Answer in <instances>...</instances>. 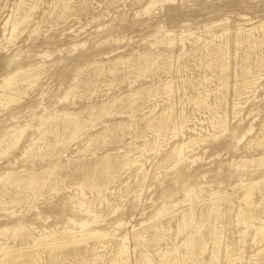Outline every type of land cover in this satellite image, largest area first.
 Masks as SVG:
<instances>
[{
	"label": "rangeland",
	"instance_id": "rangeland-1",
	"mask_svg": "<svg viewBox=\"0 0 264 264\" xmlns=\"http://www.w3.org/2000/svg\"><path fill=\"white\" fill-rule=\"evenodd\" d=\"M150 1L0 0V84H2L1 82H3L2 79L5 75L21 68H27L36 63L42 66L41 70L40 68L38 69L40 70L38 71L39 77L35 81L23 82L19 85V90L13 94L15 98L13 97L9 101L11 104L7 103L6 107L3 104L0 105V137L12 125H27L20 142L15 147L12 145L8 146L9 142L7 140L0 143V157L3 154L0 158V174L12 168L15 170L28 169V171L41 173L43 170L55 167L52 177L48 179L50 182L47 180L42 187L36 188L32 192H25L22 188L20 190L17 189L19 190L18 192L15 190L16 188H11L5 191L7 194L5 192L1 194L4 196L0 195L2 198V201L0 198V202L2 203H0V229L2 230L0 241L9 246H13V244L14 246H16L15 244L20 246L23 243L26 246L29 240L21 238V232L24 233L28 228L31 231H37V233L41 230L46 233L53 232L56 229L58 231L59 228L65 227V222L69 224L70 221L68 220L73 219L76 223H72L73 225L70 223L67 226L80 230L81 228L77 223L85 220L88 224L87 227L111 232L115 234V238L121 235L127 236L128 264H136L137 262L138 264H147L148 261L151 262L149 264H181V261L182 264H228V262L229 264L230 262L231 264H264V240L255 234L258 225L264 224V202L262 199H258V197L264 194L263 190L259 189V192L256 190L254 194L256 199H254L255 206L253 207H261V211L252 207L253 210L249 211L251 219H248V221H239L235 216L236 209L240 202H242V196L240 197V195H242L246 186L245 184L252 179L255 181L264 180V163L260 165L255 163L249 164L247 168L240 165L242 158L250 159L254 156H264V140H261L264 139V133L259 132L261 136H258V131H260L262 122L264 121V106L262 105L264 104V66L262 67L263 70L261 67L260 70L256 66L258 61H264L262 59V57L264 58V30L257 27L260 22L264 23V0H171L157 4L150 13H146L145 11L144 13L143 9L146 8L145 5H148ZM64 5H66V10ZM7 17L8 19H6ZM22 17L25 18V21L21 22L20 28L18 27L12 32L13 22ZM26 18L28 19L26 20ZM252 27L258 29L252 30L250 40L247 41L244 32L239 29L242 34L239 33L238 28L251 29ZM159 28H161V31H159ZM165 30H170L171 35L169 34L168 36H171L170 38L173 37L172 43H169L170 45H167L168 39L166 34H164ZM218 34L221 36L224 34V36L221 37ZM213 35L218 36L212 37ZM160 38L164 39L165 43ZM241 40L243 41L241 42ZM223 42L224 44L226 43L225 47H227L225 51V54L226 52L227 54H224L225 57L222 52H215L218 45ZM204 44H207L206 49H204ZM204 50H208L209 53L207 54ZM43 51L48 52L47 55L50 56L43 55ZM144 54L148 55L149 62L146 65L147 69L141 71L136 64L143 63L144 60L141 59V56ZM117 58H120V60ZM129 58L130 60H127ZM126 61L128 66L125 64ZM128 62H132V64ZM223 62H225L226 66L221 70ZM242 64H245L246 67ZM122 65H125L124 68H122ZM250 65H254L253 67L254 69L256 67V71H253L254 69ZM102 68L103 70L105 69V72H103ZM110 68L113 70L110 71ZM244 69L248 74L245 73ZM128 70L130 73L127 72ZM239 70H242L241 73ZM244 74L246 75L244 76ZM258 75L259 77H256ZM251 78L260 79L257 81V87L253 88L252 91L250 88L244 86L245 80H252ZM165 82L172 83V92H167L164 89ZM240 88L247 92L240 90ZM198 92L200 93L198 94ZM202 95H207V98ZM62 97L64 100L61 99ZM114 98L116 100L115 103L113 102ZM217 101L219 102L217 103ZM238 103L239 107L234 106L238 105ZM103 104L106 107L107 113L98 114V109ZM167 106L169 107L167 108ZM54 109L56 110L52 111ZM162 109H169V117L172 115L178 116V118L171 116L169 123L167 122L163 130L158 132L150 123L158 119L159 113L163 111ZM235 109L240 114L237 112L236 115L234 113ZM51 111L53 113L67 111L78 113L79 111L78 120H80V124H78V129L76 130L74 125H70L68 129L64 130L65 124L63 120L59 119L51 123H44L41 127H38L43 123V120H40L39 116L43 112V116L50 115L52 114L50 113ZM90 113L95 116L89 118ZM221 113L226 119L227 127L225 129L214 126V123L218 119L217 117L222 115ZM33 118H36V120ZM173 118L174 120H172ZM181 122L185 126L182 124L184 128L176 135L172 131V125L180 124ZM258 127L260 128L258 129ZM35 128L38 130H35ZM247 129H251L253 132L251 130V132H248ZM72 130L75 132L68 138ZM198 132L200 133L198 134ZM256 132L257 135L255 134ZM196 135L198 137L202 135L201 138L208 136V138L204 137L205 140L199 145H194V148L190 147L193 149L185 153L189 155L188 159L181 161V163L179 162L180 164H176L174 161H165L163 163L165 156L174 145L196 137ZM63 137L69 141L66 140V142L64 139L58 140ZM30 139L34 142L33 149L36 153L32 149L31 152L33 154L29 152L30 155L28 153V157L27 154L22 155V151L31 142ZM251 140H254V143L250 144ZM245 141L247 147H245ZM258 143L260 144L257 145ZM3 144L6 145L3 147ZM248 146L251 148L249 149ZM10 147L12 148L10 149ZM5 148L10 149L5 152L7 156L2 153V150ZM152 148H155V151ZM137 151L143 152L141 156L143 170L141 172L135 166H132L126 170H119L116 175L117 178H107V176L104 177L102 175L99 178L102 183L99 182L98 188L91 189L92 192L89 191V187L80 185L82 178H78L82 173L84 175L92 174L88 166L99 162L105 157H108L107 159L112 161L116 159L115 157L119 158V156L125 153L128 155L129 153L130 155L139 154L140 152L138 153ZM59 161L60 163H58ZM56 164L59 167L61 165V167H56ZM86 168L88 171L85 170ZM135 168L136 170H134ZM72 169H75V171ZM142 172H145L144 177H146H143L144 181L140 183L138 181L142 179V177H139L143 174ZM176 172L180 173L179 175L181 176L178 173L176 174ZM132 173H134V176H132ZM230 173L235 175L231 174V176ZM135 175L138 176L139 180ZM52 178H55L58 184L57 182H52ZM129 178L132 179L128 181ZM77 182L79 183L77 184ZM175 186L178 187L176 188ZM165 187L170 188L167 189ZM197 187L203 189L200 195H198L200 191ZM204 187L208 189L207 192ZM194 188H197V190H194ZM186 189L187 192H190V197L195 196L191 198L188 196L186 198L187 196L184 194L188 195ZM182 190L185 192H182ZM211 190L216 193H209ZM13 191L15 192L13 193ZM21 192L22 194H20ZM99 192L103 194L101 195ZM92 193L94 197L91 195ZM84 194L87 197H84ZM77 197L79 199L80 197H84L86 203H78L79 199ZM215 197H219L222 200ZM208 198H211L212 204ZM186 199H189V202ZM261 201L263 206L260 205ZM215 202L218 206L217 214H220L221 218L219 216L218 218L215 216L207 217L205 214L208 211L207 209L213 206ZM165 203L167 205L169 203H176L174 210L178 209L170 219L172 221H168L169 224L164 219L165 224L163 223V227L160 228L161 230H157L159 231L157 239H160V241L154 240L155 244L157 242V245H155L152 243V234L148 233L149 235H147L145 227L152 224L150 219L153 218V212L157 206ZM256 203L258 204L256 205ZM82 205L83 207H88L90 211L86 212L82 210ZM187 205H191L192 207L191 210L195 214L192 215L193 218H189L188 213L181 210L183 206H185L183 207L185 209L190 208ZM255 212L258 215H254ZM222 213L225 214L223 215ZM252 215L253 219L256 217L254 220H252ZM218 219L220 224H218ZM117 220L123 222L119 228L113 226V223ZM204 222L205 224L208 222L209 225L206 227ZM215 222H217L216 225ZM17 224L23 225L25 229L23 228V231H18L17 233L13 232L12 227ZM210 225H212L211 228ZM164 226L167 231L164 229ZM206 230L208 234H206ZM214 231L217 238L219 237L216 241H214L212 235ZM135 232H144L143 235L145 234L146 239L142 243L143 245L135 243L136 240L133 237L136 234ZM206 235L209 237H206ZM115 238H112L111 242L108 243L109 248L107 245L101 260L102 263L98 262L99 264H107L106 261L109 259L107 257H111L108 254H112L113 250L111 249L117 243ZM190 238L192 239L193 249L198 250L193 252V255L196 257H191L195 261L194 259L190 260V257L184 260L186 257L184 254H186L185 251ZM215 242L221 243V245ZM144 243H146V246ZM136 244H140L139 247ZM207 244L213 246L212 251V246L210 247ZM194 245L198 246L195 247ZM231 245L236 246L232 247ZM202 246L204 247V252L199 249ZM207 246L208 248H206ZM71 247L66 248L65 251L67 249L70 250ZM155 247L158 249H154ZM236 247L238 248L235 250L234 248ZM146 250H149L150 253ZM220 250L223 252L221 253ZM237 250L240 252H237ZM173 251L176 254H173ZM178 251L180 253L177 254ZM200 251L203 253H200ZM158 253L161 256H158ZM213 253L215 255L218 253L216 255L217 258L211 260ZM225 253L229 254L228 258ZM234 253L239 257H236ZM140 254H147L146 256L150 255L151 257L148 258L147 263L146 261H143L145 262L143 263L138 258L141 256ZM164 254H166L167 258ZM230 256L234 259L232 260ZM136 257L140 262L137 261ZM161 257L164 260L160 259ZM65 258L62 264L65 263L64 261H66L65 264H75L74 262H76L71 256ZM69 258H71V261ZM219 258H222L220 262ZM213 260L214 262H212ZM41 262L45 264V259L43 258Z\"/></svg>",
	"mask_w": 264,
	"mask_h": 264
},
{
	"label": "bare ground",
	"instance_id": "bare-ground-1",
	"mask_svg": "<svg viewBox=\"0 0 264 264\" xmlns=\"http://www.w3.org/2000/svg\"><path fill=\"white\" fill-rule=\"evenodd\" d=\"M67 1V0H66ZM169 1H171V0H151L149 3H148V5H145L146 6V8L145 9H143V12L145 11L146 13H150L151 11H152V9H154L155 8V6H157V4H160V3H164V2H169ZM172 1H175V0H172ZM27 2V1H26ZM21 5V4H20ZM66 5H67V3H66ZM66 5H64V7H65V10L67 9L66 8ZM69 6V5H68ZM67 6V7H68ZM26 11V10H25ZM156 11V10H155ZM144 12V13H145ZM18 13V12H17ZM61 14V13H60ZM22 16V15H21ZM27 17V16H26ZM62 17V16H61ZM6 19H8V17L6 18ZM25 18H20V19H17L16 21H14L13 22V24H12V28H11V30H12V32L13 31H15L18 27H19V25L21 24V22L22 21H25L24 20ZM28 18H26V20H27ZM6 23H7V21H6ZM214 24V23H213ZM38 27V26H37ZM240 27H241V25H240ZM258 28H262L263 30H264V23H261L260 22V24L257 26ZM20 28V27H19ZM237 28V27H236ZM258 28H254V27H252L251 29H242V28H238V30L240 29V30H242L243 32H244V36H246V38L245 39H247V41L248 40H250V36H251V34H252V30L254 31V29H258ZM6 29V28H5ZM161 28H159V31H161L160 30ZM11 30H10V34L12 33L11 32ZM46 30V29H45ZM157 30V29H156ZM163 30V29H162ZM240 30H239V33H241L240 32ZM170 30H165V33L164 34H166V36H167V39H168V44L167 45H170L171 43H172V38H170L171 36H168L169 34H170V32H169ZM159 33V32H158ZM184 33V32H183ZM221 33H223V32H221ZM225 33H226V31H225ZM157 34V33H156ZM160 34V33H159ZM182 34V33H181ZM185 34V33H184ZM217 34V33H216ZM242 34V33H241ZM14 35V34H13ZM16 35V34H15ZM171 35V34H170ZM174 35V34H173ZM218 35H220V34H218ZM218 35H213L212 37H215V36H218ZM159 36V35H158ZM221 36V35H220ZM223 36H224V34H223ZM223 36H221V37H223ZM8 37V36H7ZM154 37V36H153ZM165 37V36H164ZM237 37H239L238 35H237ZM9 38H11L10 36H9ZM8 38V39H9ZM184 38V37H183ZM198 38V37H197ZM242 38H243V36H242ZM241 38V39H242ZM161 39V38H160ZM166 39V40H167ZM199 39V38H198ZM213 39V38H212ZM12 40V39H11ZM162 40V39H161ZM164 40V39H163ZM162 40V41H163ZM165 40V41H166ZM175 40V39H174ZM173 40V41H174ZM205 40V39H204ZM160 41V40H159ZM162 41H160V42H162ZM212 41V40H211ZM243 40H241V42H242ZM164 42V41H163ZM162 42V43H163ZM238 42H240V41H238ZM256 42H258V41H256ZM155 43V42H154ZM154 43H152L153 45H154ZM165 43V42H164ZM163 43V44H164ZM167 43V42H166ZM170 43V44H169ZM180 43H181V41H180ZM156 44V43H155ZM157 44H158V42H157ZM174 44V43H173ZM207 44H208V42H207ZM207 44H204L203 46H204V49H206V47H207ZM226 44V43H225ZM225 44H224V42L223 43H220L219 45H218V47L216 48V50H215V52L217 53V51H220V52H222L223 53V56H224V54H225V51H226V48L227 47H225ZM153 45H151V46H153ZM72 46H74V45H72ZM71 46V47H72ZM75 48V47H74ZM252 48V47H251ZM203 49V48H202ZM201 49V50H202ZM201 50H200V52H201ZM57 51V50H56ZM204 51H206V50H204ZM211 51V50H210ZM44 52V51H43ZM194 52V51H193ZM199 52V53H200ZM207 52V54L209 53L208 52V50L206 51ZM42 53V52H41ZM41 53H39V54H41ZM47 53L48 52H44V54L43 55H47ZM234 53V52H233ZM38 54V55H39ZM203 54H205V53H203ZM226 54H227V52H226ZM225 54V55H226ZM132 55H133V53H132ZM142 55V54H141ZM145 55V54H144ZM141 56V59H143L144 61H143V63H138V64H136L137 65V67H138V69H140L141 71H144V69H147L146 68V65L148 64V62H149V59H148V55H145V56ZM199 55V54H198ZM41 57H42V55H40ZM48 57L50 56V55H47ZM158 56V55H157ZM205 56V55H204ZM131 57V56H130ZM208 57V56H207ZM225 57V56H224ZM228 57V56H227ZM260 57V56H259ZM138 58H140L139 56H138ZM202 58V57H201ZM118 60H120V58H117ZM178 59V58H177ZM260 59V58H259ZM262 59H264L263 57H262ZM41 60V59H40ZM127 60H130V58L129 59H127ZM220 60V59H219ZM133 61V60H132ZM167 61H168V59H167ZM170 61H172V60H170ZM224 61H226V60H224ZM255 61H257V60H255ZM254 61V62H255ZM120 62V61H119ZM153 62V61H152ZM41 63V62H40ZM109 63V62H108ZM123 63V62H122ZM128 63H131L132 64V62H128ZM134 63V62H133ZM137 63V62H136ZM240 63V62H239ZM256 63V62H255ZM254 63V64H255ZM105 64V63H104ZM103 64V65H104ZM124 64V63H123ZM126 65H127V61H126V63H125ZM46 65V64H45ZM91 65V64H90ZM97 65V64H96ZM102 65V66H103ZM118 65V64H117ZM116 65V66H117ZM121 65V64H120ZM136 65H134L135 67H136ZM172 65V64H171ZM174 65V64H173ZM221 65V64H220ZM219 65V66H220ZM242 65H244L245 67H246V65L245 64H242ZM241 65V66H242ZM248 65V64H247ZM111 66V65H110ZM123 67L122 68H124V66L125 65H122ZM128 66V65H127ZM169 66V65H168ZM168 66H167V68H168ZM225 62H223L222 63V67H221V70H222V68H225ZM243 66V67H244ZM251 66V65H250ZM254 66V65H253ZM253 66H251V67H253ZM260 70H261V68L264 66V61H262V60H260V62L258 61V63H257V65H256ZM41 64H39V63H36L35 65H32V66H29V67H27V68H21V69H19V70H17V71H15V72H13V73H10V74H7V75H5L4 77H3V79H2V81L3 82H1L2 84H0V87H2L1 88V90H0V105L1 104H3L4 105V107H6L5 105L7 104V103H9V101H11L12 99H13V94L15 93V92H17L18 90H19V85L21 84V83H23V82H33V81H35L38 77H39V73H38V71H40L41 70ZM118 67H119V65H118ZM131 67V66H130ZM173 67V66H172ZM171 67V68H172ZM229 67V66H228ZM244 67V68H245ZM248 67V66H247ZM261 67V68H260ZM40 68V70H38ZM100 68V67H99ZM117 68V67H116ZM121 68V67H120ZM237 68V67H236ZM115 69V68H114ZM133 69V68H132ZM170 69V68H169ZM253 69H254V67H253ZM102 70H103V68H102ZM110 71H112L113 69L112 68H110L109 69ZM129 70H130V68H129ZM129 70L127 71V72H129ZM135 70V69H134ZM227 70H228V68H227ZM245 70V69H244ZM243 70V71H244ZM251 70V69H250ZM262 70H263V68H262ZM240 71V70H239ZM242 71V70H241ZM241 71H240V73H241ZM246 71V70H245ZM252 71V70H251ZM253 71H256V67H255V69L253 70ZM43 72V71H42ZM97 72V71H96ZM103 72H105V69L103 70ZM221 72H223V71H221ZM227 72V71H226ZM258 72V71H257ZM108 73H109V71H108ZM114 73V72H113ZM130 73V72H129ZM245 73H247V71L245 72ZM259 73V72H258ZM224 74V73H223ZM227 74H228V72H227ZM248 74V73H247ZM253 74V73H252ZM251 74V75H252ZM127 75V74H126ZM233 75V74H232ZM246 74H244V76H245ZM250 75V76H251ZM221 76V75H220ZM225 76V75H224ZM234 76H235V74H234ZM241 76V75H240ZM244 76H242V78H244ZM254 76H255V74H254ZM40 77H41V75H40ZM137 77V76H136ZM252 77H253V75H252ZM256 77H259V75L258 76H256ZM199 78V77H198ZM225 78V77H224ZM236 78V77H235ZM246 78V77H245ZM261 78H262V76H261ZM212 79V78H211ZM215 79V78H214ZM226 79V78H225ZM230 79V78H229ZM237 79V78H236ZM252 79V78H251ZM192 80V79H191ZM258 80H260V79H257V78H255V79H252V80H245V84H244V86L246 87V88H250V90L252 91L253 90V88H255V87H257V81ZM208 81V80H207ZM230 81V80H229ZM171 82V81H170ZM243 82V81H242ZM33 84V83H32ZM172 84V83H171ZM169 82H165V84H164V89L165 90H167V92H169V91H171V87H172V85H171ZM226 84V83H225ZM224 84V85H225ZM34 85V84H33ZM163 85V84H162ZM184 85V84H183ZM229 85V84H228ZM227 85V86H228ZM238 85V84H237ZM243 86V85H242ZM242 86H241V88H242ZM73 87V86H72ZM258 87H260V86H258ZM117 88V87H116ZM240 88V90H243V91H245V92H247L246 90H244V89H241ZM244 88V87H243ZM25 89V88H24ZM24 89H22V90H24ZM172 89H174V88H172ZM134 90V89H133ZM205 90V89H204ZM215 90V89H214ZM238 91V90H237ZM236 91V93L238 94V92ZM134 92V91H133ZM136 92V91H135ZM154 92V91H153ZM172 92V91H171ZM213 92V91H212ZM73 93V92H72ZM200 92H198V94H199ZM235 93V94H236ZM239 93H241V92H239ZM252 93V92H251ZM18 94V93H17ZM45 94V93H44ZM67 94V93H66ZM127 94V93H126ZM133 94V93H132ZM147 94V93H146ZM169 94V93H168ZM173 94V93H172ZM207 94V93H206ZM211 94V93H210ZM219 94V93H218ZM257 94V93H256ZM19 95V94H18ZM205 95V94H204ZM245 95H247V94H245ZM251 95V94H250ZM258 95V94H257ZM41 96V95H40ZM39 96V97H40ZM67 96V95H66ZM123 96V95H122ZM126 96V95H125ZM131 96H133V95H131ZM186 96V95H185ZM203 96V95H202ZM207 96V95H206ZM206 96H203V97H206ZM235 96V95H234ZM254 96V95H253ZM252 96V97H253ZM196 97V96H195ZM200 97V96H199ZM223 97V96H222ZM255 97V96H254ZM15 98V97H14ZM122 98V97H121ZM128 98V97H127ZM133 98V97H132ZM198 98V97H197ZM207 98V97H206ZM221 98V97H220ZM219 98V99H220ZM251 98V97H250ZM259 98V97H258ZM17 99V98H16ZM37 99V98H36ZM61 99H63L64 100V98L62 97ZM130 99V98H129ZM196 99V98H195ZM194 99V100H195ZM204 99V98H203ZM202 99V100H203ZM236 99V98H235ZM234 99V100H235ZM240 99V98H239ZM257 99V98H256ZM120 100V99H119ZM198 100H200V99H198ZM260 100V99H259ZM21 101V100H20ZM115 98H114V103H115ZM118 101V100H117ZM205 101V100H204ZM203 101V102H204ZM221 101V100H220ZM107 102V101H106ZM109 102V101H108ZM133 102H134V100H133ZM196 102V101H195ZM199 102V101H198ZM202 102V103H203ZM219 101H217V103H218ZM222 102V101H221ZM234 102V101H233ZM236 102V101H235ZM27 103V102H26ZM132 103V102H131ZM202 103H198V104H202ZM244 103V102H243ZM9 104H11V103H9ZM109 104V103H108ZM195 104V103H194ZM205 104V103H204ZM31 105V104H30ZM173 105V104H172ZM216 105V104H215ZM219 105V104H218ZM221 105V104H220ZM234 105V104H233ZM232 105V106H233ZM263 106H264V104H262ZM20 106V105H19ZM110 106V105H109ZM127 106V105H126ZM194 106V105H193ZM206 107H207V105H205ZM209 106V105H208ZM217 106V105H216ZM234 106H238L239 107V103H238V105H234ZM234 106H233V109H234ZM40 107V106H39ZM169 106H167V108H168ZM170 107H172V106H170ZM213 107V106H212ZM215 107V106H214ZM242 107V106H241ZM24 108V107H23ZM54 108V107H53ZM82 108V107H81ZM113 108V107H112ZM132 108V107H131ZM163 108H165V107H163ZM211 108V107H210ZM219 108V107H218ZM27 109V108H26ZM41 109H43V108H41ZM52 109V108H51ZM98 109V108H97ZM212 109H214V108H212ZM216 109V108H215ZM20 110V109H19ZM56 109H54V110H52V111H55ZM99 111L97 112L98 114H102V113H107V110H106V107H105V105L103 104L102 106H100L99 107V109H98ZM163 110V109H162ZM237 109H235L234 110V113L237 115V112H238V110L236 111ZM32 111V110H31ZM50 112V113H52V114H50V115H46V116H43V113H42V115H38L39 116V118H40V120L42 119L43 121V123H41L38 127H41V125H43L44 123H47V122H52V121H55V120H57L58 121V119L59 120H63V122H64V126H65V128H64V130L65 129H68L69 127H70V125H74V127L76 128V130L78 129V124H80V120H78V113H79V111H78V113H75V112H58V113H61V114H58V113H53V112ZM168 111H169V109H164L161 113H159V116H158V119L157 120H155L154 122H152V123H150V125H153L154 126V128H155V130L156 131H158V132H161L162 130H163V128H164V125L168 122L169 123V118H171V116L169 117V114H168ZM12 112H14V111H12ZM42 112V111H41ZM49 112V111H48ZM170 112V111H169ZM241 112V111H240ZM11 113V112H10ZM47 113V112H46ZM182 113V112H181ZM223 113V112H222ZM221 113V114H222ZM180 114V113H179ZM220 114V115H221ZM238 114H240L239 112H238ZM9 115H11V114H9ZM15 115V114H14ZM34 115V114H33ZM227 115V114H226ZM233 115V114H232ZM16 116V115H15ZM95 115H93V114H91L90 113V115H89V118H93ZM180 116V115H179ZM183 116V115H182ZM206 116V115H205ZM172 117H174V118H178V116L177 117H175V116H172ZM233 117H234V115H233ZM5 118H7V117H5ZM10 118V117H9ZM38 118V117H37ZM174 118L172 119V120H174ZM218 119H217V121L213 124L216 128H220V129H225L226 127H227V124H226V119H225V116L223 117V114L221 115V116H219V117H217ZM2 119V118H1ZM12 119V118H11ZM33 119H35L36 120V118H33ZM85 119V118H84ZM95 119V118H94ZM101 119V118H100ZM185 119V118H184ZM187 119V118H186ZM216 119V118H215ZM241 119V118H240ZM10 120V119H9ZM8 120V121H9ZM13 120H15V119H13ZM21 120V119H20ZM24 120H26V119H24ZM38 120V119H37ZM171 120V119H170ZM171 120V121H172ZM2 121V120H1ZM90 121V120H89ZM177 121V120H176ZM175 121V122H176ZM180 121V120H179ZM183 121V120H182ZM185 121V120H184ZM29 122V121H28ZM27 122V123H28ZM31 122V121H30ZM62 122V121H61ZM17 123V122H16ZM50 123H48V124H50ZM171 123V122H170ZM188 123V122H187ZM187 123H186V126H187ZM263 124H262V127L260 128V127H258V129L260 128V131H258V133L259 132H263L264 133V121L262 122ZM183 123L181 122L180 124H174V125H172L173 127H172V131L176 134V135H178L177 133L180 131L181 132V130L184 128V126L182 125ZM29 125V124H28ZM107 125V124H106ZM194 125V124H193ZM210 125V124H209ZM212 125V124H211ZM27 125H24V126H15V125H12V126H10V128L7 130V132L5 133V134H3L1 137H0V143L1 142H3V141H5V140H7V142H9V144H8V146H10V145H12L13 147H15L16 145H17V143L18 142H20V139H21V137H22V134H23V131L25 132V128H27L26 127ZM31 126V125H30ZM47 126V125H46ZM153 126H152V128H153ZM166 126V125H165ZM167 126H169V125H167ZM213 126V127H214ZM261 126V125H260ZM35 127V126H34ZM170 127V126H169ZM189 127V126H188ZM250 127V126H249ZM32 128V127H31ZM151 128V127H150ZM41 129V128H40ZM171 129V128H170ZM186 129H188L187 127H186ZM185 129V130H186ZM194 129V128H193ZM192 129V130H193ZM212 129H214V128H212ZM229 129H231V128H229ZM233 129V128H232ZM235 129V128H234ZM35 130H38V129H36L35 128ZM46 130V129H45ZM63 130V131H64ZM164 130H166V129H164ZM201 130H202V128H201ZM227 130H228V128H227ZM251 129H247V131L248 132H251L250 131ZM53 131H55V130H53ZM166 131H168V130H166ZM219 131H221V130H219ZM45 132V131H44ZM75 131H73L72 130V132L70 133V135H68L67 137L68 138H70V136H72L73 134L72 133H74ZM77 132V131H76ZM154 132V131H153ZM179 132V133H180ZM195 132H197V131H195ZM218 132V131H217ZM224 132V131H223ZM253 132V131H252ZM157 133V132H156ZM200 132H198V134H199ZM225 133H226V131H225ZM46 134V133H45ZM160 134V133H159ZM159 134H157V135H159ZM197 134V135H198ZM209 134V133H208ZM212 134V133H211ZM210 134V136L212 137V135ZM230 134V133H229ZM237 134H238V132H237ZM244 134H246V133H244ZM256 135H257V132L255 133ZM262 134V133H261ZM65 135V134H64ZM156 135V136H157ZM161 135V134H160ZM174 135V134H173ZM196 135V137H193V138H190V139H188L187 141H181L180 143H178V144H176V145H174V147L167 153V155L165 156V158H164V160H163V163L166 161H174L176 164L177 163H181V161H184V160H186V159H188L189 158V155L187 154H185V153H187V152H189V151H191V149H193L194 147V145H199L201 142H203L205 139H204V137H206V136H204L203 138H201V136L202 135H199L200 137H198ZM243 135V134H242ZM253 136H255L254 134H252ZM260 135V133L258 134V136ZM264 135V134H263ZM262 135V136H263ZM33 136H35V135H33ZM63 136V135H62ZM190 136H191V134H190ZM237 136V135H236ZM261 136V135H260ZM144 137H146V136H144ZM176 137V136H175ZM189 137V136H188ZM217 137V136H216ZM229 137H231V135H229ZM234 137H235V135H234ZM243 137V136H242ZM264 137V136H263ZM26 138V137H25ZM45 138V137H44ZM90 138V137H89ZM157 138V137H156ZM186 138V137H185ZM206 138H208V136L206 137ZM215 138V137H214ZM236 138V137H235ZM244 138V137H243ZM249 138H251V137H249ZM255 138V137H254ZM253 138V139H254ZM37 139V138H36ZM63 140L64 139V137L63 138H60V139H58V140ZM183 139V138H182ZM187 139V138H186ZM236 139H238L239 140V138H236ZM252 139V138H251ZM260 139V138H259ZM31 140V139H30ZM38 140V139H37ZM65 141L67 140V139H64ZM207 140V139H206ZM247 140H249V139H247ZM246 140V141H247ZM255 140V139H254ZM254 140H251V142H250V144L251 143H254L253 141ZM261 140H264V139H261ZM36 141V140H35ZM67 141H69V140H67ZM66 141V142H67ZM246 141H245V147H247V143H246ZM257 141V140H256ZM6 142V141H5ZM4 142V143H5ZM37 142V141H36ZM44 142V141H43ZM156 142V141H155ZM248 142V141H247ZM258 142V141H257ZM29 143V142H28ZM34 142H33V140H31V142L24 148V150L22 151V155H25V154H27V156H28V153L29 152H31L32 151V149H33V144ZM40 143V142H39ZM7 144V143H6ZM6 144H3V147H4V145H6ZM57 144V143H56ZM249 144V145H250ZM260 143H258L257 145H259ZM263 144V143H262ZM261 144V145H262ZM2 145V144H1ZM88 145V144H87ZM256 145V144H255ZM256 145V146H257ZM173 146V145H172ZM171 146V147H172ZM38 147V146H37ZM60 147V146H59ZM105 147V146H104ZM190 147H193V148H190ZM197 147V146H196ZM201 147V146H200ZM12 147H10V149H11ZM17 148V147H16ZM35 148V147H34ZM248 148H249V146H248ZM251 148V147H250ZM249 148V149H250ZM10 149H8V148H5V149H3L2 150V153H4L5 154V152L6 151H8V150H10ZM14 149V148H13ZM137 149V148H136ZM153 149V148H152ZM155 149V148H154ZM153 149V150H154ZM158 149V148H157ZM34 150V149H33ZM40 150H42V149H40ZM40 150H38V151H40ZM79 150H81V149H79ZM78 150V151H79ZM84 150V149H83ZM87 150V149H86ZM152 150V151H153ZM64 151V150H63ZM77 151V152H78ZM150 151V150H149ZM155 151V150H154ZM153 151V152H154ZM193 151V150H192ZM34 152H35V150H34ZM138 152V151H137ZM140 152V153H139ZM138 153L139 154H133V155H130V153H129V155L128 154H123V155H121V156H119V158H117V157H115L116 159H114V160H112V161H110L109 159H107L108 157H105V158H103V159H101L99 162H97V163H94V164H92L91 166H88V164H86V166H88L89 167V169H90V173H92L91 175H87V174H85L84 175V173H82L83 174V176H81L80 175V177L78 178V179H80V178H82L81 179V183H80V185H84V186H87V187H89L90 188V190L89 191H91V189H96V188H98L99 187V182H101V179H99V178H101V176L103 175L104 177L105 176H107V178L109 177V178H115L116 177V175H117V173H118V171L119 170H122V169H124V170H126V169H128L129 167H132V166H135L137 169H139V171L141 172L142 170H143V166H142V163H141V156H142V154H143V152L142 151H139ZM32 154H33V152H31ZM36 153V152H35ZM54 153V152H53ZM132 153V152H131ZM135 153V152H134ZM149 153V152H148ZM59 154V153H58ZM64 154V153H63ZM245 154V153H244ZM263 154V153H262ZM29 155H30V153H29ZM52 155V154H51ZM62 155V154H61ZM82 155V154H81ZM151 155V154H150ZM3 156V154H1V157ZM5 156H7L6 154H5ZM247 156V155H246ZM0 157V158H1ZM22 157H24V156H22ZM22 157H20V158H22ZM29 157V156H28ZM84 157V156H83ZM242 157V156H241ZM245 157V156H244ZM85 158V157H84ZM110 158V157H109ZM250 158V157H249ZM19 159V158H18ZM111 159V158H110ZM145 160V159H144ZM194 160V159H193ZM162 161V160H161ZM239 161V160H238ZM241 161V164L240 163H238V164H240V165H242V166H245V168H247V165L249 166V164H253V163H255V164H258V165H260V164H262V163H264V156L262 155V156H258V157H253V158H250V159H248V158H245V159H241L240 160ZM16 162H17V160H16ZM68 162V161H67ZM58 163H60V161L58 162ZM179 163V164H180ZM234 163H235V160H234ZM14 164V163H13ZM62 164V163H61ZM175 164V165H176ZM237 164V163H236ZM48 165V164H47ZM170 165V164H169ZM53 166V165H52ZM58 165L56 164V167H57ZM59 167V166H58ZM60 167H61V165H60ZM59 167V168H60ZM171 167H173V166H171ZM25 168V167H24ZM55 168V167H54ZM54 168H49V169H46V170H43L41 173H35L34 171H28V169H20V170H15V169H8V171H6V172H2L1 174H0V195L3 193L4 194V192L5 191H7V190H9V189H11V188H16L15 190H17V189H19L20 190V188H22V190L23 191H25V192H28V191H33V190H36V188H40V187H42L44 184H45V182L49 179V178H51L52 177V175H53V169ZM58 168V169H59ZM136 168L134 169V170H136ZM240 168H242V167H240ZM57 169V168H56ZM76 169V168H75ZM75 169L73 170V171H75ZM145 169V168H144ZM243 169V168H242ZM85 170H87L88 171V169L86 168ZM56 171V170H55ZM128 171V170H127ZM237 171V170H236ZM235 171V172H236ZM83 172V171H82ZM85 172V171H84ZM123 172V171H122ZM125 172V171H124ZM133 172H135V171H133ZM139 172V173H140ZM55 173V172H54ZM143 173V172H142ZM145 173V172H144ZM144 173L141 175V176H139V177H142V179H140L139 180V178H138V176L137 175H135V176H137L136 178H138V182H142V181H144L143 180V177H144ZM178 172H176V174H177ZM234 173V172H233ZM129 174V173H128ZM134 173H132V176H134L133 175ZM180 173H178V175H179ZM181 174H182V172H181ZM232 173H230V175H231ZM57 175V174H56ZM130 175V174H129ZM139 175V174H138ZM232 175H235V174H232ZM231 175V176H232ZM55 176V175H54ZM67 176V175H66ZM128 176V175H127ZM156 176V175H155ZM179 176H181V175H179ZM261 176V175H260ZM146 177V176H145ZM144 177V178H145ZM236 177V176H235ZM244 177V176H243ZM242 177V178H243ZM58 178H60V177H58ZM57 178V179H58ZM117 178V177H116ZM132 178H134V177H132ZM132 178H129V180L128 181H130ZM172 178V177H171ZM186 178V177H185ZM245 178V177H244ZM53 179V178H52ZM51 179V180H52ZM100 180V181H99ZM105 180H106V178H105ZM178 180V179H177ZM181 180H183V179H181ZM245 180V179H244ZM49 181V180H48ZM57 182V184H58V181L54 178L53 180H52V182ZM60 181H61V179H60ZM77 181V180H76ZM136 181V182H137ZM237 181H238V179H237ZM50 182V181H49ZM174 182H176V181H174ZM179 182V181H178ZM181 182V181H180ZM246 182V181H245ZM48 183V182H47ZM79 182H77V184H78ZM102 183V182H101ZM134 183H135V181H134ZM143 183V182H142ZM51 184V183H50ZM52 184H54V183H52ZM138 184V183H137ZM161 184V183H160ZM178 184V183H177ZM181 184V183H180ZM239 184V183H238ZM237 184V185H238ZM60 185V184H59ZM75 185V184H74ZM101 185H103V184H101ZM125 185H126V183H125ZM164 185V184H163ZM186 185V184H185ZM184 185V186H185ZM246 186H245V188H244V190H243V192L241 191V189H243V188H241L240 189V191L242 192V195H240V194H238V195H240V197H241V200H242V202H240V204H239V206L237 207V209H236V217H237V219L240 221H248V219H251L250 217L251 216H249L250 215V213H249V211H251V209H252V207L253 206H255L254 205V199H256L255 198V196H254V194H255V191L257 190L258 192H259V189H262L263 190V192H264V180H259V181H255L254 179H252V180H250V181H248L247 182V184H245ZM54 186V185H53ZM58 186V185H57ZM60 186H62V185H60ZM78 186V185H77ZM77 186H75V187H77ZM181 186V185H180ZM191 186V185H190ZM202 186H205V185H202ZM201 186V187H202ZM243 186V185H242ZM123 187V186H122ZM137 187V186H136ZM162 187V186H161ZM176 188L178 187V186H175ZM174 187V188H175ZM199 188V187H197L198 189H199V194L198 195H200V193L201 192H203L202 190V188ZM206 187V186H205ZM204 187V188H205ZM211 187V186H210ZM58 188V187H57ZM59 188H61V187H59ZM78 188V187H77ZM82 188H85V187H82ZM88 188V189H89ZM103 188V187H102ZM165 188H167V189H169L170 187H165ZM180 188H182V187H180ZM197 188H194V190L196 189L197 190ZM87 189V188H86ZM140 189H141V187H140ZM19 190H17L18 192H19ZM44 190V189H43ZM53 190V189H52ZM80 190V189H79ZM79 190H78V193H79ZM101 190V189H100ZM99 190V191H100ZM179 190V189H178ZM178 190H176V192H178ZM181 190V189H180ZM189 190V189H188ZM192 190V189H191ZM194 190H193V192H194ZM205 190H206V192H207V190L208 189H206L205 188ZM215 190V189H214ZM261 190V191H262ZM83 191V190H82ZM104 191V190H103ZM137 191H138V189H137ZM190 191V190H189ZM260 191V192H261ZM15 191H13V193H14ZM92 192V191H91ZM90 192V193H91ZM96 192V191H95ZM173 192H174V190H173ZM180 192V191H179ZM182 192H185L184 190H182ZM186 192H187V189H186ZM6 193V192H5ZM10 193V192H9ZM17 193V192H16ZM81 193V192H80ZM89 193V194H90ZM100 193V192H99ZM188 193V195L186 194V193H184L187 197L186 198H188V196H189V193L190 192H187ZM209 193H212V194H214V193H216V192H213V190H211V192H209ZM7 194V193H6ZM20 194H22V192L20 193ZM24 194V193H23ZM26 194V193H25ZM31 194V193H30ZM33 194V193H32ZM83 194V193H82ZM96 194V193H95ZM101 194V193H100ZM103 194V193H102ZM101 194V195H102ZM105 194V193H104ZM183 194V195H184ZM192 194V193H191ZM196 194V193H195ZM212 194H208V195H212ZM11 195H13L12 193H11ZM15 195H17V194H15ZM27 195V194H26ZM85 195V194H84ZM91 195H93V193L91 194ZM137 195V194H136ZM161 195V194H160ZM203 195V194H202ZM258 195V194H257ZM256 195V196H257ZM261 195V194H260ZM263 195V196H262ZM261 196H262V198H260V197H258V199H262V201L264 202V194H262ZM1 196H4V195H1ZM6 196V195H5ZM18 196V195H17ZM78 196H79V194H78ZM82 196V195H81ZM135 196V195H134ZM193 196H195V195H193ZM193 196H191V197H193ZM31 197V196H30ZM34 197V196H33ZM71 197V196H70ZM75 197V196H74ZM84 197H87L86 195L84 196ZM84 197H80V199H79V197H77V199H79V201H78V203H80V204H84V203H86V199H84ZM88 197H90V196H88ZM93 197H94V195H93ZM92 197V198H93ZM95 197H96V195H95ZM98 197V196H97ZM102 197V196H101ZM100 197V198H101ZM104 197V196H103ZM138 197V196H137ZM190 196H189V198H191ZM204 197V196H203ZM202 197V198H203ZM211 197V196H210ZM223 197V196H222ZM225 197V196H224ZM1 198V197H0ZM6 198H8V197H6ZM18 198V197H17ZM17 198H15V199H17ZM20 198H22V197H20ZM27 198V197H26ZM25 198V199H26ZM73 198V197H72ZM91 198V197H90ZM105 198H106V196H105ZM108 198V197H107ZM198 198H200V197H198ZM205 198V197H204ZM216 198V197H215ZM218 199H219V197H217ZM216 198V199H217ZM4 199H5V197H4ZM10 199H11V196H10ZM75 199V198H74ZM109 199V198H108ZM209 200L211 199V198H208ZM225 199V198H224ZM28 200V199H27ZM95 200H96V198H95ZM106 200V199H105ZM184 200V199H183ZM188 200V202H189V199H186V201ZM201 200V199H200ZM208 200V201H209ZM219 200H222V199H219ZM218 200V201H219ZM240 200V199H239ZM1 201H2V198H1ZM4 201V200H3ZM7 201V200H6ZM14 201V200H13ZM16 201V200H15ZM20 201V200H19ZM69 201V200H68ZM71 201V200H70ZM166 201V200H165ZM211 201V200H210ZM209 201V202H210ZM217 201V202H218ZM262 201H261V204L260 205H262L263 206V204H262ZM22 202V201H21ZM87 202H89L88 200H87ZM91 202H93V201H91ZM119 202V201H118ZM178 202V201H177ZM185 202V201H184ZM188 202H186V203H188ZM214 202V201H213ZM260 202V201H259ZM258 202V203H259ZM1 203V202H0ZM258 203H256V205L258 204ZM2 204V203H1ZM6 204H7V202H6ZM90 204V203H89ZM176 204V203H175ZM175 204H170L169 203V205H167L166 203L165 204H161V205H158L157 206V208H156V210H154V212H153V218L152 219H150L151 220V225H149L148 227H145V231H146V233H147V235H149L148 233H151L152 234V243L153 244H155L153 241L154 240H156L157 239V236H158V232L159 231H157V230H161L160 228L161 227H163V223L165 224V222H164V219H166L165 221H167V224H169V222L170 221H172V220H170L172 217H173V215H175V211H177V209H175L174 210V207L176 206ZM207 204V203H206ZM211 204H212V201H211ZM210 204V205H211ZM230 204V203H229ZM4 205V204H3ZM72 205V204H71ZM182 205V204H181ZM233 205V204H232ZM259 205V206H260ZM207 206V205H206ZM258 206V207H259ZM82 207H83V205H82ZM111 207V206H110ZM183 207H185V206H183ZM181 208V210L182 211H186L187 213H188V217L189 218H193L192 217V215H195L193 212H192V210H191V205H187V207H190V208H187V209H185V208ZM230 208H231V206H230ZM254 209H256L255 207H253ZM261 208V207H260ZM260 208H257V209H260ZM263 208V207H262ZM207 209V208H206ZM220 209V208H219ZM227 209H229V208H227ZM227 209H225V210H227ZM264 209V208H263ZM82 210H84V211H86V212H88V211H90V209H88V207H83V209ZM180 210V211H181ZM194 210V209H193ZM204 210V209H203ZM208 211L205 213L206 214V216L208 217V216H215V217H217L218 218V216L220 215V214H217L218 212H217V210H218V206L216 205V202L213 204V206H211V207H209L208 209H207ZM253 210V209H252ZM262 209H260V211H261ZM195 211V210H194ZM204 211H206V210H204ZM260 211H259V213H260ZM264 211V210H263ZM224 212H226V211H224ZM229 212V211H228ZM233 212V211H232ZM178 213V212H177ZM193 213V214H192ZM196 213V212H195ZM227 213V212H226ZM253 213V212H252ZM264 213V212H263ZM262 213V214H263ZM94 214V213H93ZM205 214H204V216H205ZM223 214V213H222ZM225 214V213H224ZM223 214V215H224ZM228 214V213H227ZM255 214H257L256 212L254 213V215ZM229 215H231V214H229ZM228 215V216H229ZM258 215V214H257ZM186 216V215H185ZM197 216H198V214H197ZM201 216V215H200ZM203 216V217H204ZM221 216V215H220ZM219 216V218H221ZM226 216V215H225ZM260 216H261V214H260ZM195 217V216H194ZM206 217V218H207ZM258 217V216H257ZM201 218V217H200ZM210 218V217H209ZM216 218V219H217ZM231 218V217H230ZM256 218V217H255ZM254 218V219H255ZM261 218V217H260ZM223 219V218H222ZM228 219H229V217H228ZM232 219V218H231ZM253 219V215H252V220H254ZM258 220H259V218H257ZM170 220V221H169ZM190 220V219H189ZM188 220V221H189ZM199 220V219H198ZM207 220V219H206ZM230 220V219H229ZM261 220H263V219H261ZM68 221H70L69 222V224L71 223H73V224H75L76 222H75V220H73V219H70V220H68ZM169 221V222H168ZM187 221V222H188ZM193 221V220H192ZM200 221H201V219H200ZM211 221V220H210ZM234 221V220H233ZM237 221V220H236ZM249 221H251V220H249ZM177 222V221H176ZM180 222V221H179ZM182 222H183V220H182ZM182 222H181V224H182ZM203 222V221H202ZM209 222V221H208ZM208 222H207V224H205V222H204V224H205V226L207 227V225H209L208 224ZM260 222V221H259ZM241 223V222H240ZM69 224H66V222H65V227H62V226H60V227H62L60 230L58 229V231H53V232H43L42 230V232L40 231V232H38L37 233V231H31V229L29 230V228L28 229H26L25 230V232L24 233H22L21 232V238H23L24 240L25 239H27V240H29V242H27L28 243V245H26V246H24L23 244L22 245H20V246H17V244H15L16 246H14V244H13V246H9V245H6V243L4 244V243H2L1 241H0V264H44L43 262H44V260H43V262H41V260L44 258L45 259V264H62L63 263V259L65 258V257H67V256H71V257H73L75 260H76V262H74L75 264H99V263H102V257H103V253H104V251L106 250V248H107V245H108V243L109 242H111V239L113 238H115V234H113V233H111V232H107V231H103V230H100V229H97V228H89V227H87V222L85 221V220H82V221H79L78 223H77V225H79V227L81 228L80 230H78L77 228H72V227H68L67 225H69ZM72 224V225H73ZM123 224V222L121 221V220H117L116 222H114L113 223V226L114 227H116V228H119V226H121ZM166 224V225H167ZM184 224H185V221H184ZM212 224H213V222H212ZM217 224V222H215V225ZM218 224H220V221H219V219H218ZM244 224H245V222H244ZM177 226L179 227V225H178V222H177ZM185 226V225H184ZM211 226L212 225H210V228H211ZM218 226H220V225H218ZM59 227V226H58ZM57 227V228H58ZM170 227V226H169ZM197 227V226H196ZM215 227V226H214ZM243 227V226H242ZM9 228V227H8ZM23 228H24V226L23 225H21V224H17V225H15V226H13L12 227V230H13V232H18V231H23ZM166 228H168V227H166ZM177 228V227H176ZM184 228V227H183ZM209 228V229H210ZM10 229V228H9ZM25 229V228H24ZM144 229V228H143ZM164 229H165V226H164ZM198 229V228H197ZM208 229V228H207ZM215 229V228H214ZM219 229V228H218ZM245 229V228H244ZM166 230V229H165ZM164 230V231H165ZM177 230H178V228H177ZM180 230H181V228H180ZM202 230V229H201ZM200 230V231H201ZM211 231H213L212 229H210ZM223 230V229H222ZM1 229H0V233H1ZM7 231V230H6ZM39 231V230H38ZM167 231V230H166ZM197 231V230H196ZM207 231V230H206ZM58 232H59V235H58ZM115 232V231H114ZM163 232V231H162ZM181 232V231H180ZM222 232V231H221ZM255 234H257V235H259V237L262 239V240H264V224H260V225H258V227L256 228V230H255ZM136 233V232H135ZM143 233L144 232H138V233H136L135 234V236H133L134 238H135V240H136V242L135 243H143L144 241H145V239H146V237L143 235ZM168 233V232H167ZM167 233H165V234H167ZM179 233V232H178ZM245 233V232H244ZM151 234H150V236H151ZM160 234V233H159ZM169 234V233H168ZM167 234V235H168ZM206 234H208V231H207V233ZM219 234V233H218ZM146 235V236H147ZM167 235H166V237H167ZM170 235V234H169ZM176 235H178V234H176ZM211 235V234H210ZM213 235V238H214V241H216L218 238H217V235L215 234V231H214V233L212 234ZM220 235V234H219ZM244 235V234H243ZM159 236H161V235H159ZM165 236V235H164ZM163 236V237H164ZM188 236V235H187ZM190 236V235H189ZM208 235H206V237H207ZM221 236V235H220ZM256 236V235H255ZM15 237V236H14ZM169 237V236H168ZM204 237V236H203ZM209 237V236H208ZM223 237V236H222ZM247 237V236H246ZM149 238V237H148ZM192 238V237H191ZM190 238V240L188 241V247H187V249H186V254H184L186 257L184 258V260L187 258H189L190 257V260L191 259H194V258H191V257H196V256H194L193 255V252H195V251H198V250H195V249H193V243H192V239ZM116 239V241H117V243L113 246L114 248L113 249H111V250H113L112 251V254L110 253V254H108V255H111V257H107V258H109L108 259V261H106L107 262V264H128V260H129V258H128V256H127V253H128V255H129V252H127L128 251V246H127V242H126V240H127V236L126 235H121L120 237H117V238H115ZM150 239H151V237H150ZM149 239V240H150ZM161 239H162V237H161ZM166 239V238H165ZM194 239V238H193ZM205 239V238H204ZM221 239H223V238H221ZM158 241H160V239H157ZM203 240V239H202ZM210 240H211V237H210ZM220 240V239H219ZM243 240V239H242ZM255 240V239H254ZM23 241V240H22ZM147 241V240H146ZM197 241H199V240H197ZM259 241H261V240H259ZM186 242V241H185ZM194 242V241H193ZM202 242H204V241H202ZM209 242V241H208ZM221 242V241H220ZM252 242H254V241H252ZM261 242H263V241H261ZM26 243V242H25ZM147 243V242H146ZM146 243H144L145 244V246H146ZM195 243V242H194ZM199 243V242H198ZM215 243H218V242H215ZM239 243V242H238ZM238 243H236L237 245H238ZM243 243V242H242ZM11 244V243H10ZM151 244V243H150ZM201 244V243H200ZM203 244V243H202ZM211 244V243H210ZM213 244V243H212ZM218 244H220L221 245V243H218ZM234 244H235V242H234ZM12 245V244H11ZM138 244H136V246H137ZM140 245V244H139ZM139 245H138V247H139ZM143 245V244H142ZM155 245H157V242H156V244ZM208 246H210L209 244H207ZM242 245V244H241ZM72 246V247H71ZM171 246V245H170ZM195 246V245H194ZM198 246V245H197ZM197 246H195V247H197ZM201 246V245H200ZM199 246V247H200ZM208 246L206 247V248H208ZM212 246V245H211ZM210 246V247H211ZM216 246V245H215ZM219 246V245H218ZM217 246V247H218ZM223 246V245H222ZM221 246V247H222ZM224 246H225V244H224ZM223 246V247H224ZM228 246V245H227ZM226 246V247H227ZM232 246V245H231ZM236 246V245H235ZM235 246H232V247H235ZM71 247V249L69 250V249H67V251H65L66 250V248H70ZM144 247V246H143ZM151 247V246H150ZM149 247V248H150ZM167 247V246H166ZM175 247V246H174ZM185 247V246H184ZM198 247V248H199ZM220 247V246H219ZM241 247H244V246H241ZM108 248H109V245H108ZM216 248V247H215ZM225 248V247H224ZM231 248V247H230ZM229 248V249H230ZM238 247H236V248H234L235 250L237 249ZM140 250H141V248H139ZM142 249H146V248H142ZM148 249V248H147ZM153 249V248H152ZM154 249H158L157 247H155ZM171 249H172V247H171ZM176 249H177V247H176ZM199 249H201V251H203L204 250V247L202 246L201 248H199ZM212 249H213V246H212V248H211V251H212ZM218 249V248H217ZM220 249V248H219ZM227 249V248H226ZM228 249V250H229ZM110 250V251H111ZM143 250V251H144ZM170 250V249H169ZM173 250V249H172ZM179 250V249H178ZM185 250V249H184ZM194 250V251H193ZM206 250V249H205ZM208 251H209V249H207ZM216 250V249H215ZM215 250H213L214 252H215ZM242 251H243V249H241ZM139 251V250H138ZM146 251H149V250H146ZM153 251V250H152ZM174 251H175V249H174ZM174 251H173V254H176V253H174ZM182 252H183V250H181ZM200 251V253H203V252H201ZM211 251H210V253H211ZM221 251V250H220ZM225 251V250H224ZM157 252V251H156ZM160 252V251H159ZM167 252V251H166ZM171 252V251H170ZM185 252H183V253H185ZM217 252H218V250H217ZM223 251H221V253H222ZM237 252H240L239 250H237ZM236 252V253H237ZM137 253V252H136ZM142 253V252H141ZM147 253V252H146ZM149 253H150V251H149ZM172 253V252H171ZM178 253H180L179 251L177 252V254ZM197 253H199V252H197ZM220 253V252H219ZM220 253V254H221ZM226 253H227V251H226ZM225 253V254H226ZM230 253V252H229ZM163 254V253H162ZM195 254V253H194ZM212 254V253H211ZM218 253H216V255H217ZM235 254V253H234ZM238 254H240V253H238ZM105 255V254H104ZM138 255H139V253H138ZM141 255V254H140ZM147 255V254H146ZM145 254L144 255H141V256H139L138 258L139 259H141L142 260V262L143 261H146V263H147V261L149 260L148 258L149 257H151L150 255L149 256H146ZM157 255V254H156ZM161 256V254H159L158 253V256ZM168 255V254H167ZM193 255V256H192ZM215 255V253H213V257L211 258V260L212 259H214V258H217V256ZM222 255V254H221ZM229 255V254H228ZM227 254H226V256H227V258L229 257ZM90 256H91V258H90ZM164 256L166 257V254H164ZM175 256V255H174ZM173 256V257H174ZM216 256V257H215ZM219 256V255H218ZM225 256V257H226ZM235 256H236V254H235ZM163 257V256H162ZM160 258V259H163V258ZM169 257V256H168ZM170 257H171V255H170ZM170 257H169V259H170ZM172 257V258H173ZM179 257H181V256H179ZM179 257H177V258H179ZM236 257H239L238 255L236 256ZM138 258L136 257V259H137V261H139L138 260ZM159 258V257H158ZM167 258V257H166ZM230 258L233 260L234 258H232L231 256H230ZM66 259V258H65ZM68 259V258H67ZM70 259V261H71V258H69ZM152 260H153V258H151ZM182 259V258H181ZM220 260H219V262L221 261V259L222 258H219ZM224 259V258H223ZM235 259H237V258H235ZM159 260V259H158ZM164 260V259H163ZM168 260V259H167ZM177 260V259H176ZM183 260V262H185ZM230 260V259H229ZM68 261V260H67ZM101 261V262H100ZM155 261V260H154ZM169 261V260H168ZM168 261H166V262H168ZM171 261V260H170ZM189 261V260H188ZM193 261V260H192ZM194 261H195V259H194ZM216 261V260H215ZM224 261H225V259H224ZM65 263H66V261H64ZM72 262V263H73ZM99 262V263H98ZM140 262V261H139ZM149 262L150 261H148V263L147 264H149ZM162 262H165V261H162ZM212 262H214V260L212 261ZM217 263H218V261H216ZM223 262V261H222ZM240 262V261H239ZM262 262V261H261ZM64 263V264H65ZM143 263H145V262H143ZM151 263V262H150ZM152 263H154L153 261H152ZM181 264H182V261L180 262ZM187 263V262H186ZM189 263V262H188ZM191 263H193V262H191ZM195 263V262H194ZM210 263V262H209ZM71 264V263H70ZM136 264H138V262L136 263ZM142 264V263H141ZM172 264V263H171ZM175 264V263H174ZM179 264V263H178ZM185 264V263H184ZM198 264V263H197ZM212 264V263H211ZM222 264V263H221ZM228 264H229V262H228ZM230 264H231V262H230ZM232 264H234V263H232ZM236 264V263H235Z\"/></svg>",
	"mask_w": 264,
	"mask_h": 264
}]
</instances>
